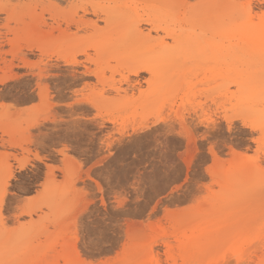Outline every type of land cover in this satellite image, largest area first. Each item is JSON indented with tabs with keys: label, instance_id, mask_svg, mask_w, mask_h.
Returning a JSON list of instances; mask_svg holds the SVG:
<instances>
[{
	"label": "rangeland",
	"instance_id": "obj_1",
	"mask_svg": "<svg viewBox=\"0 0 264 264\" xmlns=\"http://www.w3.org/2000/svg\"><path fill=\"white\" fill-rule=\"evenodd\" d=\"M69 5L0 0V264H264V164L253 167L264 132L250 129L264 131V0H221L222 27L248 17L250 33L219 38L215 78L197 44L165 39L164 70L179 92L163 107L139 102L143 83L113 91L127 87L121 60L103 63L102 85L86 73L94 65L51 54ZM98 25L103 38L125 32ZM210 148L221 161L246 156L234 180L219 178Z\"/></svg>",
	"mask_w": 264,
	"mask_h": 264
},
{
	"label": "bare ground",
	"instance_id": "obj_2",
	"mask_svg": "<svg viewBox=\"0 0 264 264\" xmlns=\"http://www.w3.org/2000/svg\"><path fill=\"white\" fill-rule=\"evenodd\" d=\"M65 1L70 2L69 9L63 13L65 15L63 21L66 28L69 30L74 27L78 32L91 30L92 35L88 38L79 39L76 37V33L69 34L65 28L62 32L63 36L59 48H57L56 52H51V54H55L58 59H61L72 68L78 65L83 66L84 63L94 65V70L85 68L86 73L93 76L97 83L102 85L105 70L103 63L111 59L121 60V68L125 73V75H121L123 77L121 82H125L127 87L125 89L112 87L113 91L117 95H120V92L126 94L128 90L132 94H136L135 92L140 91L143 83L146 88L145 91L139 92L138 100L147 107L156 104L157 101L158 106L163 107L170 101L173 93L179 92L178 83L172 81L171 77L173 74L164 70V62L170 54L169 51L173 50L172 47L170 48L166 45L165 39H171L179 45L183 43L197 44L199 51H201L200 56L206 60V64L212 74L211 76L215 78L218 76V50L216 47L219 43V38L222 35L234 37V35L250 33V29L244 25L247 23L248 17H243L239 23L234 22L231 29L227 28L225 30L222 27L221 0H203L187 7L186 0ZM77 1H80L81 5L74 3ZM100 1L107 3L109 8L101 6ZM171 4L181 8V15L177 18L163 19L159 15V10L161 7L171 6ZM46 10L50 11V6ZM78 11H81L82 16H79ZM87 15L94 16L96 20H85L84 17ZM101 21L105 23L106 30L116 31L122 28L125 32L119 34L116 38H103L104 35L100 34L103 29H100L98 25V22ZM24 28L22 26V29ZM27 28L29 29V27ZM143 29L146 30L145 33ZM158 32H163L164 36L158 38L152 36V33L158 34ZM86 39L88 41L84 45L81 47L77 45V42ZM208 45H210V49L204 51V48H207ZM32 48L29 45L28 49L32 50ZM38 50L41 49L39 48ZM89 50H92L94 54L89 53ZM78 56H83L85 60L80 63L77 60ZM142 74H147L149 78L143 80V82L136 79ZM130 76L135 79H130ZM210 98L212 104L216 105L217 101L215 98ZM85 101L89 100L83 99L80 102L85 103ZM250 129L259 132L260 136L264 132L260 125L256 124V121L253 122ZM259 140L256 139L255 142L258 143ZM209 152L212 155L213 163L214 160L215 163H219V178L224 181L234 180L246 160V156L238 151L231 153L232 158L230 161L219 160L213 148H210ZM253 161L254 169L259 170L262 159L258 153L253 158Z\"/></svg>",
	"mask_w": 264,
	"mask_h": 264
},
{
	"label": "snow or ice",
	"instance_id": "obj_3",
	"mask_svg": "<svg viewBox=\"0 0 264 264\" xmlns=\"http://www.w3.org/2000/svg\"><path fill=\"white\" fill-rule=\"evenodd\" d=\"M80 128L78 127L76 129L77 132H79ZM156 131L160 132L161 129H156ZM163 134V133H162ZM262 164H264V161H262ZM151 167V165H149ZM90 234L93 235V236H102L105 232H106V229H105V226H104V223L102 221H95L94 224L92 226H90Z\"/></svg>",
	"mask_w": 264,
	"mask_h": 264
}]
</instances>
